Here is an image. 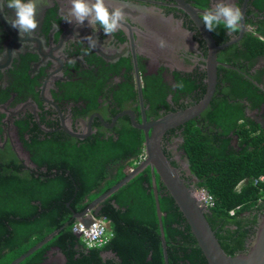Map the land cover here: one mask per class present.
Masks as SVG:
<instances>
[{"label": "flooded vegetation", "instance_id": "1", "mask_svg": "<svg viewBox=\"0 0 264 264\" xmlns=\"http://www.w3.org/2000/svg\"><path fill=\"white\" fill-rule=\"evenodd\" d=\"M216 2L106 0L126 16L123 29L110 37L102 29L94 33L87 21L79 26L63 20L67 0H37L39 26L21 37L9 23L15 14L5 0L0 11V171L9 184H20L15 191L20 195L15 211L7 209L11 214L0 220L5 227L0 242L15 231L11 244L0 245V256L27 246L17 258L49 236L16 264L202 261L186 216L155 169L144 163L152 127L143 124L202 99L212 47L216 83L208 104L166 129L161 148L205 207L221 246L234 253L247 250L264 199L251 208L238 205L227 216L215 212L214 204L198 199V190L206 188L189 150L196 147L212 157L238 153L247 148L248 130H264V0H231L243 13L241 28L232 36L222 26L209 32L200 20ZM87 36L98 38V45L85 54ZM82 216L107 220L111 236L103 246L88 247L72 230Z\"/></svg>", "mask_w": 264, "mask_h": 264}, {"label": "water", "instance_id": "2", "mask_svg": "<svg viewBox=\"0 0 264 264\" xmlns=\"http://www.w3.org/2000/svg\"><path fill=\"white\" fill-rule=\"evenodd\" d=\"M181 1V0H180ZM183 5V4H182ZM187 8L186 5H183ZM215 47L207 59V78L206 90L202 99L190 107L171 111L153 121L144 122L143 126L147 129L152 127L151 133L146 135V153L144 163L151 165L159 175L160 179L166 185L167 189L174 196L177 204L183 211L186 219L194 233L199 247L201 248L208 264H264V213L259 219L253 239L248 248L244 252L229 254L221 246L214 231L211 229L207 219L204 216L205 207L200 205L192 196L190 189L187 188L181 178L179 177L177 169L169 163L161 148V137L164 131L174 125L182 123L183 121L197 115L209 102L216 83V69H215ZM141 166L136 167L126 174L124 178L114 183L110 188L97 196L92 202H97L105 195L115 190L118 186L123 184L129 177L135 174ZM82 215L81 213L79 214ZM92 218L85 219L83 216L78 220L88 223ZM49 236H47L45 241ZM36 246H32L26 252L19 255L17 258L11 260L8 264H16L26 254L31 252Z\"/></svg>", "mask_w": 264, "mask_h": 264}, {"label": "trees", "instance_id": "3", "mask_svg": "<svg viewBox=\"0 0 264 264\" xmlns=\"http://www.w3.org/2000/svg\"><path fill=\"white\" fill-rule=\"evenodd\" d=\"M252 127L248 130L247 137H251L247 148L242 149L238 153L221 152L217 157H212L208 153L200 152L196 147L189 150L190 160L193 168L199 172L202 181L200 185L205 187L214 199V211L227 216L228 210L234 206L240 205V209L251 208L259 201L264 199V183L255 184L252 178L260 173H264V130L256 132ZM254 130V131H253ZM242 135L243 131H240ZM256 133V134H255ZM253 134H255L253 136ZM250 145V147H248ZM6 177L0 171V181L2 184L0 197V220L7 219V216L15 211L16 202L19 195H15V191L19 190L20 184L11 185L6 182ZM17 179L16 177H12ZM246 178V182L237 187L238 182ZM10 179V178H9ZM51 183V182H50ZM11 193L12 196H9ZM7 203V205H6ZM4 205V206H3ZM7 209L9 211H7ZM12 223V220L10 221ZM5 232V227H0V235ZM13 231L11 236L5 238L0 245L11 244L14 239ZM27 246L10 250L2 253L0 256V264H7L13 259V256L25 250ZM225 249V246H222ZM225 251L234 254V251L228 249ZM25 258L24 261H27ZM148 264H164L163 258H153ZM186 258H168L169 264H185ZM188 259V258H187ZM181 260L183 262H181ZM20 264H24L21 262ZM197 264H207L205 258Z\"/></svg>", "mask_w": 264, "mask_h": 264}, {"label": "clouds", "instance_id": "4", "mask_svg": "<svg viewBox=\"0 0 264 264\" xmlns=\"http://www.w3.org/2000/svg\"><path fill=\"white\" fill-rule=\"evenodd\" d=\"M5 0H0V11H3ZM67 12L63 20L68 23H76L83 26L87 21L93 32L101 29L105 36L113 37L114 34L122 30L126 21V16L122 8H109L106 0H67ZM7 8L14 11L15 18L9 23L18 30L19 35L24 37L26 34L31 36L39 26L37 20V0H6ZM200 20L206 30L216 31L223 27L227 36H232L240 30L243 13L231 0H217V2L207 11L201 14ZM89 47L84 49L85 54L98 45V38L87 36ZM81 41V40H80ZM83 42V41H81ZM166 42L160 40L159 47L164 48ZM71 62V61H70ZM174 88L183 89L182 83L173 84Z\"/></svg>", "mask_w": 264, "mask_h": 264}, {"label": "built area", "instance_id": "5", "mask_svg": "<svg viewBox=\"0 0 264 264\" xmlns=\"http://www.w3.org/2000/svg\"><path fill=\"white\" fill-rule=\"evenodd\" d=\"M244 182H246V178H242L238 182L237 187ZM252 182L255 184L264 183V173H260L253 177ZM198 199L207 205L214 204L212 195L202 187L198 190ZM237 208L238 205L230 208L229 213L234 214ZM72 230L82 238L84 244L88 247L103 246L111 236V229L108 226L107 220L103 217H92L91 221L88 223L76 220L72 224Z\"/></svg>", "mask_w": 264, "mask_h": 264}]
</instances>
